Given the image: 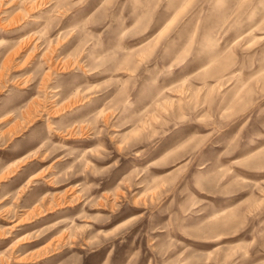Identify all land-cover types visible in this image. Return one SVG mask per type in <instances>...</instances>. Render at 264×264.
<instances>
[{
  "label": "rangeland",
  "instance_id": "374dc122",
  "mask_svg": "<svg viewBox=\"0 0 264 264\" xmlns=\"http://www.w3.org/2000/svg\"><path fill=\"white\" fill-rule=\"evenodd\" d=\"M0 264H264V0H0Z\"/></svg>",
  "mask_w": 264,
  "mask_h": 264
},
{
  "label": "bare ground",
  "instance_id": "6f19581e",
  "mask_svg": "<svg viewBox=\"0 0 264 264\" xmlns=\"http://www.w3.org/2000/svg\"><path fill=\"white\" fill-rule=\"evenodd\" d=\"M81 98V97H80ZM204 182V181H203Z\"/></svg>",
  "mask_w": 264,
  "mask_h": 264
}]
</instances>
